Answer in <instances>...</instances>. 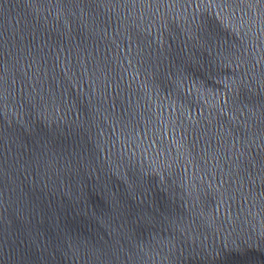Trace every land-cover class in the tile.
<instances>
[{
    "label": "water",
    "instance_id": "95a60500",
    "mask_svg": "<svg viewBox=\"0 0 264 264\" xmlns=\"http://www.w3.org/2000/svg\"><path fill=\"white\" fill-rule=\"evenodd\" d=\"M0 264H264V0H0Z\"/></svg>",
    "mask_w": 264,
    "mask_h": 264
}]
</instances>
